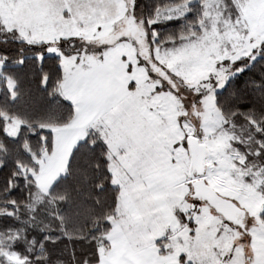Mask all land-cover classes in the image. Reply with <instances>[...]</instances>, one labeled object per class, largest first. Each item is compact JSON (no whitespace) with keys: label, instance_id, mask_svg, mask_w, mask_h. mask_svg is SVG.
Wrapping results in <instances>:
<instances>
[{"label":"snow or ice","instance_id":"snow-or-ice-1","mask_svg":"<svg viewBox=\"0 0 264 264\" xmlns=\"http://www.w3.org/2000/svg\"><path fill=\"white\" fill-rule=\"evenodd\" d=\"M0 264H264V0H0Z\"/></svg>","mask_w":264,"mask_h":264}]
</instances>
